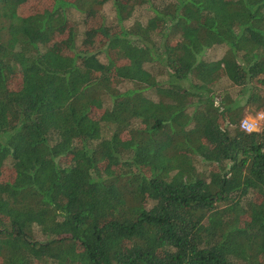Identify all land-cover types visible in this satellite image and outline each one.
<instances>
[{"label":"trees","instance_id":"obj_1","mask_svg":"<svg viewBox=\"0 0 264 264\" xmlns=\"http://www.w3.org/2000/svg\"><path fill=\"white\" fill-rule=\"evenodd\" d=\"M248 109L264 0H0V264H264Z\"/></svg>","mask_w":264,"mask_h":264},{"label":"rangeland","instance_id":"obj_2","mask_svg":"<svg viewBox=\"0 0 264 264\" xmlns=\"http://www.w3.org/2000/svg\"><path fill=\"white\" fill-rule=\"evenodd\" d=\"M144 13H146L145 10H141V12H138L135 14V17L140 18V20H144L147 18V15L145 17H139L141 15H144ZM101 14L103 15L106 24L110 25L113 23V18H114V12L112 9V5L110 3L105 4L102 8H101ZM72 21H74V23L77 25V39H76V46H79L81 40H82V35H83V24H82V19L80 17L79 14L73 12L70 16ZM128 86V85H127ZM126 86V87H127ZM230 87V84L226 81H223V83H221L217 89L218 90H222V89H227ZM261 112H257V113H253L250 112V110H246L244 113V117L242 118L241 121H248L250 123H254V125L256 126V130L255 131H259L260 129H262V127L264 126V114L263 116H261ZM240 121V123H241ZM199 171L202 170V167H198ZM6 175L8 173H5Z\"/></svg>","mask_w":264,"mask_h":264},{"label":"built area","instance_id":"obj_3","mask_svg":"<svg viewBox=\"0 0 264 264\" xmlns=\"http://www.w3.org/2000/svg\"><path fill=\"white\" fill-rule=\"evenodd\" d=\"M261 116H263V114H261ZM240 129L244 132L250 133L256 130V126L254 125V123H250L244 120L240 123Z\"/></svg>","mask_w":264,"mask_h":264}]
</instances>
